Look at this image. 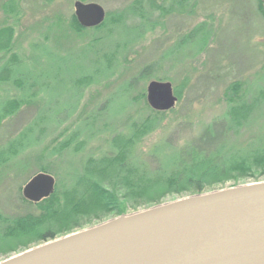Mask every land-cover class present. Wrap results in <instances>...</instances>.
Returning a JSON list of instances; mask_svg holds the SVG:
<instances>
[{
    "label": "rangeland",
    "instance_id": "rangeland-1",
    "mask_svg": "<svg viewBox=\"0 0 264 264\" xmlns=\"http://www.w3.org/2000/svg\"><path fill=\"white\" fill-rule=\"evenodd\" d=\"M83 1L104 6L100 25L75 21L76 0H0V261L44 243L37 241L38 230L67 225L74 206L67 187L74 174L125 194L118 162L109 161L110 140L151 113L152 80L171 81L179 99L161 110V126L140 139L141 156L164 138L183 143L239 93L264 90V0ZM201 23L202 51L200 35L185 41ZM22 74L29 75L27 84L36 82L33 89L16 81ZM18 99L23 102L16 112L2 110L4 102ZM90 122L98 134L77 143V135L80 141L91 135ZM103 158L106 169L88 172ZM43 169L56 177L59 195L37 206L24 200L23 190ZM262 172L255 173L259 179L237 176L238 182L213 190L264 181ZM186 196H168L162 203ZM58 206L62 210L55 213ZM26 215L32 221L18 222ZM83 228L65 227L57 238Z\"/></svg>",
    "mask_w": 264,
    "mask_h": 264
},
{
    "label": "water",
    "instance_id": "water-1",
    "mask_svg": "<svg viewBox=\"0 0 264 264\" xmlns=\"http://www.w3.org/2000/svg\"><path fill=\"white\" fill-rule=\"evenodd\" d=\"M85 27L100 25L106 9L76 0ZM148 102L176 106L169 80H152ZM56 177L37 173L24 187L39 202L56 189ZM0 264H264V181L192 194L54 238Z\"/></svg>",
    "mask_w": 264,
    "mask_h": 264
},
{
    "label": "trees",
    "instance_id": "trees-1",
    "mask_svg": "<svg viewBox=\"0 0 264 264\" xmlns=\"http://www.w3.org/2000/svg\"><path fill=\"white\" fill-rule=\"evenodd\" d=\"M263 6L259 1L262 17ZM74 18L83 27L76 15ZM205 29V24L201 23L185 41L200 35L199 50L202 51L206 47L202 37ZM20 77L16 81L22 82L23 86L30 80L29 75L22 74ZM77 79L76 77L73 80ZM79 80V84H86L84 80ZM35 84L36 82L27 84L28 89H33ZM22 102L23 100L19 99L17 103L4 102L2 110L7 114L14 113ZM163 116V111L151 108V113L139 118L134 127L128 131L114 133L110 140L112 156L109 161L114 158L118 162L117 169L125 180L124 187L127 191L122 194L123 197L109 193L84 173L74 174L67 187V194L74 200V206L67 213V225L56 228L46 226L38 230L37 241L54 239L65 227L69 230L67 232H71L95 222H102L109 216H118L162 203L168 196L203 193L225 186L232 179L238 182L237 176L259 179L261 177L255 174L257 170L264 173V90L261 93H239L237 98L230 101L223 114L200 124L198 130L183 143L174 145L164 138L141 156L140 139L156 131L163 123ZM3 117L0 116V121ZM89 127L91 135L82 141L77 135V143L81 144L85 140L86 144L98 134L95 122H90ZM81 147L84 145H81L80 149ZM95 161L91 168L88 166V172L98 166L106 169L105 158ZM85 171L87 172L86 168ZM56 195L59 193L55 191L39 202L23 198L30 204L40 206L52 202ZM61 210L58 206L55 213ZM29 217H20L18 222L32 221L33 217Z\"/></svg>",
    "mask_w": 264,
    "mask_h": 264
}]
</instances>
